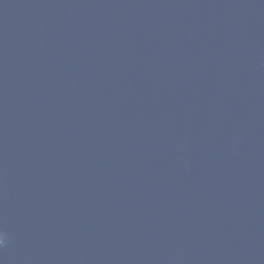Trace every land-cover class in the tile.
<instances>
[{
  "label": "water",
  "instance_id": "95a60500",
  "mask_svg": "<svg viewBox=\"0 0 264 264\" xmlns=\"http://www.w3.org/2000/svg\"><path fill=\"white\" fill-rule=\"evenodd\" d=\"M0 264H264V0H0Z\"/></svg>",
  "mask_w": 264,
  "mask_h": 264
},
{
  "label": "clouds",
  "instance_id": "9594fccd",
  "mask_svg": "<svg viewBox=\"0 0 264 264\" xmlns=\"http://www.w3.org/2000/svg\"><path fill=\"white\" fill-rule=\"evenodd\" d=\"M4 243H5L4 233L0 232V247H2Z\"/></svg>",
  "mask_w": 264,
  "mask_h": 264
}]
</instances>
